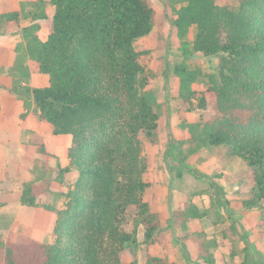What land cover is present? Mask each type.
<instances>
[{
    "label": "trees",
    "instance_id": "1",
    "mask_svg": "<svg viewBox=\"0 0 264 264\" xmlns=\"http://www.w3.org/2000/svg\"><path fill=\"white\" fill-rule=\"evenodd\" d=\"M235 1L171 0L172 28L182 40L176 47L183 56L174 67V84L181 111L200 118L189 124L184 118L191 152L226 148L231 165L243 169L228 184L249 188L253 198L243 203L245 209H264V0ZM156 20L150 0H0V37L23 39L10 70L11 92L27 108L33 103L52 135L72 137L69 164L61 174L78 175L63 194L62 209L43 206L56 217L55 243L24 237L10 242L5 264H123L126 253L136 254L140 247L139 226L149 248L158 242L161 220L144 200L150 184L143 154V139L153 144L158 139L152 86L157 73L141 63L136 50ZM40 21L46 22L45 41ZM24 22L30 25L22 28ZM193 27L195 39L185 40ZM196 53L220 60L205 89H199L202 70L187 62ZM31 65L49 76V86L27 85ZM41 153L48 155L44 147ZM185 173L209 183L217 204L237 222L222 186L181 162L177 178ZM58 180L64 183L62 176ZM21 203L40 207L31 186ZM200 217L199 208L189 204L175 218L186 230ZM234 233L245 245L241 264H264V257L254 259L245 235ZM147 264L167 263L150 253Z\"/></svg>",
    "mask_w": 264,
    "mask_h": 264
},
{
    "label": "rangeland",
    "instance_id": "2",
    "mask_svg": "<svg viewBox=\"0 0 264 264\" xmlns=\"http://www.w3.org/2000/svg\"><path fill=\"white\" fill-rule=\"evenodd\" d=\"M17 2V0H1ZM157 11L156 26L152 34L139 40L136 50L141 63L157 73L152 83L157 97L156 112L159 116L158 139L155 144L143 139V154L148 162L145 180L150 184L144 200L150 204L161 220V232L155 246L145 244L143 226L137 228L140 247L136 254L128 251L123 264H147L151 253L164 259L167 264H241L244 260V243L235 235L244 234L255 260L264 257V209H245L243 203L253 198L243 184L229 185L227 179L243 172L240 165H231L226 148H202L191 152L190 134L184 127L199 121L197 115H185L180 108L178 91L174 84V67L183 62L182 52L176 47L182 43L172 28L174 17L171 0H150ZM220 5H236L235 0H217ZM40 36L47 38L46 22ZM197 27H193L185 40L195 39ZM15 38H0V264H5L6 247L20 238H35L41 243H55L53 233L56 217L43 206L62 209L63 194L77 180V173L61 174L69 163L68 151L72 147L71 136L55 137L36 110L32 116L38 121L34 135L27 126L26 111L14 114L11 109L10 91L3 85L9 76L14 59ZM191 68H200L203 78L199 89H205L207 76L217 74L220 60L204 58L196 53L188 61ZM10 90V89H9ZM7 93L9 95H7ZM4 94V95H3ZM4 100V103L1 101ZM3 104L5 106H3ZM5 107V109H4ZM22 107V106H21ZM42 147L49 152L41 153ZM181 162L207 178H213L226 192L237 222H233L224 209L217 204L213 188L206 181L185 173L177 178ZM58 176H62L60 183ZM27 186L37 197L39 208H28L21 203ZM189 204L199 208L202 217L191 222L186 230L180 227L176 216ZM129 230L136 227L134 216L130 217ZM34 240V239H33ZM25 259L27 256L24 254Z\"/></svg>",
    "mask_w": 264,
    "mask_h": 264
},
{
    "label": "crops",
    "instance_id": "3",
    "mask_svg": "<svg viewBox=\"0 0 264 264\" xmlns=\"http://www.w3.org/2000/svg\"><path fill=\"white\" fill-rule=\"evenodd\" d=\"M27 1H30V0H17V3L21 4L22 2L25 3ZM31 1H35V0H31ZM41 22H44V21H40V23ZM29 25H30V22H24L22 24V28H25V27H27ZM42 29H41V31H42ZM40 32H39V36H40ZM5 37H7V39L9 37H14V39H15V38L22 37V36L21 35L4 36V38ZM47 37H48V33H47ZM0 38H2V37H0ZM40 38L42 40H44V41L47 39V38L44 39L41 36H40ZM22 42H23V39L22 40L21 39L15 40L14 47L13 46L11 47L13 49V51H14V59L11 61V64H10L11 65V68L14 66L15 61H16V47H17L18 44H20ZM11 68H10V70H11ZM10 70H9V73H10ZM31 70H32V74H31V77H30V79L28 81L29 82L27 84L28 86H30L31 88H44V87L49 86V76L48 75H45V74L40 73L35 65H31ZM3 85L7 88V90L6 91L3 90L1 92H9V91L11 92V89L13 87V78H12L11 74H9V76H5L4 77V83H3ZM7 95H9V94L7 93ZM9 98H10V101L12 103V106H11V109L10 110H8L6 108V112L11 113V114H14L12 116H15V115L20 114L22 111H26V113H28V116L26 117L27 118V121H26L27 122V126L30 127V129L33 130V132L32 133L30 132L29 134L30 135H34V132L36 131L37 124H39V123H38V121L36 119H34V117L31 114V113H33V110H35V107H34L33 103L32 104L31 103L30 104L28 103L29 105H28V108H27L26 105H25L24 100H21L20 98H18L14 94H12V92L10 93ZM1 103H4V100L1 101ZM3 106H5V105L3 104ZM4 109H5V107H4ZM49 129H50V127H49ZM50 132H51V130H50ZM55 137H58V136H55ZM44 149H45V147H44ZM45 151L49 155V152L46 149H45ZM48 155H44V156H48ZM66 164L68 165L69 163L66 161ZM47 212H49V211H47ZM49 213L53 214L52 212H49ZM30 239H34L35 240V238H30Z\"/></svg>",
    "mask_w": 264,
    "mask_h": 264
}]
</instances>
